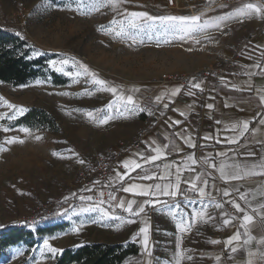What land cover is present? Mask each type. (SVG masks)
Masks as SVG:
<instances>
[{
    "label": "rangeland",
    "instance_id": "374dc122",
    "mask_svg": "<svg viewBox=\"0 0 264 264\" xmlns=\"http://www.w3.org/2000/svg\"><path fill=\"white\" fill-rule=\"evenodd\" d=\"M176 1L177 6L170 7L169 0H121L116 9L106 6L99 11H88L87 6L99 0H0V25L23 33L37 45L22 48L29 57H37L33 53L39 51L50 60L74 58L126 95L133 88L139 89L134 98L140 105L143 100L150 101L151 92L158 84L170 81L168 75L199 71L226 60L223 58L227 50L233 52L237 30L230 19L219 28L209 27L197 34L199 43L191 37L172 39L162 31L159 21L147 34L130 30L137 38L136 43L101 30V26L114 27L113 21L126 24L127 14L131 12H147L152 16L204 13L202 19L227 13L226 10L210 12L223 0ZM229 3L232 11L234 4L231 0ZM65 71L76 73L78 68L69 64ZM53 73L66 81L57 82ZM99 88L90 76L65 75L49 63L39 76L26 83L12 85L0 81V97L17 108H44L58 125L57 130L16 125L20 114L12 120H0V126L10 129L4 132L0 128V147L7 149L0 152V264H53L65 248L97 241L136 242L139 253L129 256L122 264H148L149 259L152 264H176L181 253V264H218L220 243L211 241L221 240L225 226L220 212L225 208H215L217 201L204 199L207 212L214 219L196 220L186 232L177 227L179 216H170L166 206L155 209L147 223L151 258L144 251L139 232L145 225L102 219L99 211L81 210L96 205L109 207L77 198L79 160L86 163L108 147L122 151L123 155L137 142L143 126L141 111L122 115V107L108 108L116 96ZM89 111L95 120L87 115ZM14 112L16 109L0 103V113ZM106 114L113 118L106 124L99 123ZM25 127L30 133L20 130ZM36 136L41 139L37 140ZM12 137L24 143H6ZM72 197L75 203L64 207L60 217L43 221L55 205ZM200 200L180 204V210L190 217L194 209L202 207ZM21 222L31 225L12 229L14 223ZM45 241L61 251L55 255L48 252Z\"/></svg>",
    "mask_w": 264,
    "mask_h": 264
},
{
    "label": "crops",
    "instance_id": "0c3cea01",
    "mask_svg": "<svg viewBox=\"0 0 264 264\" xmlns=\"http://www.w3.org/2000/svg\"><path fill=\"white\" fill-rule=\"evenodd\" d=\"M228 3H227V2ZM230 0H223L217 3L211 10V13L217 14L222 10L227 13L231 11ZM245 3H258L256 0H242L238 7H242ZM198 13V12H197ZM226 14L225 12L222 14ZM261 16L255 14L248 23L240 22V17H234L231 20L233 29L237 30L234 39L243 38L248 41V45L244 50V55L237 63V66L231 68L229 72L223 76L222 82L216 87L212 88L206 99H200L196 95L183 94L181 91L175 97L170 95L171 91L181 86L178 82L167 81L158 84L150 99L151 108L162 113L161 121L141 140L135 141L131 147L125 151L121 160L114 168L113 178L121 184V187L128 186L129 183H136L142 186L153 185L155 183L175 182L176 167L181 168V184L180 193L184 189H190L191 183L185 181L192 180L195 176L200 175L201 181L207 180V197L203 199H210L217 201L222 197L226 202L230 201L239 203L244 209L241 213L233 206L235 212L230 214L226 209H223L220 214L222 218L224 213H228V217L232 222L229 225H224L221 234V243L218 248V254L221 260L218 264H246L249 257L248 251L257 252L264 246L259 245L258 240L264 236V208L260 206L264 204V175L247 176L242 180L225 181L219 172L221 163L226 165L239 164L242 167L248 166L251 168L252 164H258L264 159V124L260 121L264 119V103L261 102L260 96L264 95V33L258 32V27L261 21ZM232 56V51L227 50L224 58ZM259 64L260 67L254 65ZM247 73H251L248 75ZM236 85L237 88L231 87ZM162 93H167L162 96L160 101L155 98ZM150 94V93H148ZM213 104V109H208L207 104ZM168 107L165 108L164 105ZM184 112L185 115H181ZM179 120V124L174 122ZM220 121V123H217ZM249 122V131L243 136L239 135L240 129H232V125L237 122ZM257 131H253V130ZM205 136L212 137L211 139H204ZM191 137L196 147H190L185 139ZM236 138V143H229L228 140ZM152 141H156L158 145H168L164 150L161 160L155 162H146L142 157L154 155L155 153L149 147ZM224 153V155H220ZM254 153L255 155H249ZM139 154V155H138ZM194 155L197 163L191 164L188 161V156ZM135 159L142 164V169L131 171L124 169L123 161ZM207 161V162H206ZM189 164V169H185L184 165ZM215 164L217 167H211ZM165 165H169V179H159L165 172ZM146 170V171H145ZM231 171V168L226 169ZM119 173H128L125 175L123 181L116 179ZM152 175L153 179H140L144 175ZM198 186H202L201 182H197ZM228 189L231 193L229 196H224L223 191ZM235 189H239L236 191ZM198 199V192H195ZM241 193L247 194L246 200H241ZM162 203L155 205H146L145 213L140 216L132 217L129 220L134 222L128 224L138 223L145 225L148 223V217L157 208L168 205L173 197L159 196ZM132 200L135 199L138 203L149 199V197L134 196L131 193L122 191V195L118 200ZM155 199V197H153ZM232 205V203H230ZM109 207V211L114 216L116 214L115 202ZM251 215L253 220L246 225L251 236L255 237L249 243H245L247 235L245 234V227L242 220L243 215ZM126 217V218H130ZM236 231L241 233V240L234 242L237 246V252H231V249L226 246L224 241L231 237ZM228 247L230 251L225 253V248ZM254 264H264L259 256L252 257Z\"/></svg>",
    "mask_w": 264,
    "mask_h": 264
},
{
    "label": "snow or ice",
    "instance_id": "6c2138e0",
    "mask_svg": "<svg viewBox=\"0 0 264 264\" xmlns=\"http://www.w3.org/2000/svg\"><path fill=\"white\" fill-rule=\"evenodd\" d=\"M121 3V0H99V2H94L90 6H87L88 11H99L101 7L111 6L113 9H116L119 4ZM79 10V9H78ZM84 14H87L85 12ZM252 14H259L261 18H264V4H256V3H245L242 7H239L234 10V12L226 13L222 16H216L214 18L209 19H202L204 16V13H201L200 15H192V16H174V15H165V16H152L149 15L147 12H131L127 14V23L120 21H113L114 27L111 28H104L101 26V30L105 32V34H112L119 38H128L131 39L133 43L137 42L136 36L132 35V32L130 30H136L138 33H144L147 34L148 32H151L154 27H156V22L159 21V26L161 27L162 31L166 34H169L172 39L179 38L183 40L185 37H191L195 40L196 43H199V39H197V34L204 33L209 27H217L219 28L224 22H226L229 19H232L234 17H244L249 16ZM19 35V33H17ZM141 43L143 41H140ZM167 42V41H166ZM34 56H40L44 55V53L36 51L33 53ZM49 64L52 66L53 69L59 72H63L65 75L69 76H90L91 81L93 84L100 86L99 90L107 91L112 93L116 96V100L113 101L112 104L108 105V108H112L113 105H116L118 108L122 107L123 112L122 115L125 113L128 114H135L139 111H145V109L141 108L136 99L134 98V93L138 92L139 89L133 88L130 90L131 94H125L122 91H119V89L116 86H111L108 84L107 81L103 79L98 78V74L91 71L87 65L81 63L80 61L75 60L71 57H64L59 60H50ZM71 64L73 67H77L78 71L76 73H72L71 71H65V68ZM59 66V67H58ZM255 67H260L259 64L254 65ZM82 70V71H81ZM248 75H251V73H247ZM39 83V81H38ZM203 82H196L195 78H193V82L190 83V89H198L200 91H203ZM181 87L174 88L170 95L172 97H175L178 95L181 91ZM233 88H237L236 85H231ZM237 90H240L237 88ZM90 94V93H85ZM167 93H162L161 95L157 96L155 99L157 101H160L162 99V96ZM189 95H195L194 92L189 90ZM261 102L264 103V95L260 96ZM0 103L3 105H6L9 109H16V112H14L12 115H7V113H0V120L8 119L12 120L15 119L18 114L22 115L27 111V109L23 107L17 108L16 105L11 104L10 102L4 100L3 97H0ZM165 108L168 107L167 104L164 105ZM208 109H213L214 105L209 103L206 105ZM100 111V110H97ZM149 114L152 113L149 111ZM87 115L92 118L93 120L96 119V117L93 115V112L89 111L87 112ZM181 115H185L184 112H181ZM113 117L111 115H104L103 118L99 120V123L106 124L110 119ZM175 124H179L180 121L177 120L174 122ZM217 123H220V121H217ZM261 124H264V119L260 121ZM4 132H8L10 129L7 127L0 126ZM239 128L240 132L239 135L243 136L246 132L249 131V122L243 121V122H237L232 125V129L235 130ZM21 131L25 133H30L29 128H21ZM257 131V130H253ZM37 140L41 139L40 136L35 137ZM212 137L205 136L204 139H211ZM185 142L192 148H195L196 145L192 141L191 137H187L185 139ZM229 143H236V138L233 137L230 140H228ZM6 143L13 144V143H24L23 140H19L16 137L8 138L6 139ZM149 147L152 149V151L155 153L154 155H150L147 157H142L146 162H155L158 160H161L164 154V150L168 147V145H158L156 144V141H152ZM7 149L0 147V152L6 151ZM54 155H58L54 153ZM139 155V154H138ZM220 155H224V153H220ZM249 155H255L254 153H249ZM188 161L191 162V164H196L197 161L194 157V155L188 156ZM207 162V161H206ZM79 163L83 164V160H79ZM123 167L124 169L128 170L130 173L131 171H135L136 169H142V164L138 162L135 159H129L123 161ZM165 172L162 176L159 177V179L162 180H168L170 173L168 171L169 165H165ZM211 167L215 168L217 167L215 164H212ZM185 169H189V164L184 165ZM231 168V171H226V169ZM192 170V169H189ZM146 171V170H145ZM219 172L220 176L227 182L231 180H242L247 176H253V175H264V159H262L258 164H252L251 168L248 166H241L239 164L236 165H226L221 163L219 166ZM181 168L180 166L176 167L175 171V182H168L164 184L155 183L153 185H147L142 186L140 184L136 183H129L128 186L122 187V191L126 193H131L134 196H142V197H149V199L143 200L141 202H137L135 199L132 200H118L116 195L114 193H109V199L111 201H115V207L122 209L124 212L128 213L129 216L135 217L140 216L141 214L145 213V206L146 205H155L158 203H162L159 200V196H168V197H175L178 194H180V184H181ZM128 173H119L116 177L119 181H123L125 178V175ZM140 179L145 180H151L153 179L152 175H144L142 177H139ZM200 181L202 186H198L197 182ZM185 183H191L192 187L188 189V192H198L199 198H201L200 202L202 207L200 209H194L192 215L189 217L187 216L183 211H181L180 204H171L168 205L166 202L165 206L168 208V214L172 216L173 218H176L179 216L177 227L180 229L181 232H186L190 227H192L193 223L196 220H203L205 222L214 219V217L210 216L207 212V206L204 205V199L207 197L208 193L206 191L208 182L207 180L201 181V176L197 175L190 181H185ZM90 190V189H89ZM236 191H239V189H235ZM231 193L228 189H225L223 191L224 196H229ZM100 196L103 197L104 193L101 192ZM155 197V199H153ZM185 198L187 199V193H185ZM247 194L241 193L240 199L246 200ZM92 200L91 196L88 197H81V200ZM105 203L104 200H100V205H103ZM232 203V206L239 212L243 213L244 209L241 207L239 203H235L230 201ZM135 206V209H134ZM111 207V205H110ZM214 207L217 209H222L223 205L221 203H214ZM261 208H264V204L260 206ZM82 211H99L101 213V218H112L121 220L122 222H134L132 220H125L123 217L120 216H114L109 210L100 207L99 205L96 206H90L85 207L81 209ZM223 224L229 225L231 224L232 220L230 217H228V213H224ZM242 220L244 221V224H242V227H245V234L247 235V239L245 240V243L251 242L253 239H256L255 237L251 236L248 232V229L246 225L250 223L253 220V217L251 215H243ZM140 234H142L143 238V246L144 251L147 254L149 258H151L152 253L149 250L148 242H149V226L145 222V226L140 228L139 230ZM241 240V233L239 231H236L231 237H229L224 243L226 246H228L231 249V252L235 253L237 252L238 248L234 244V242H238ZM212 244H218L221 243V241L218 240H212ZM259 245L264 246V236L260 237L258 240ZM44 248L55 255L58 253L59 249H56L52 247L48 241L44 242ZM247 256L249 259L247 260L246 264H254V261L252 257L259 256L261 260H264V248H261L257 252L248 251ZM183 258V253H181L180 258L177 260L176 264H181V260ZM188 259H191V257H188ZM216 260L219 262L221 260V257L218 255L216 257ZM148 264H152L151 259L148 260Z\"/></svg>",
    "mask_w": 264,
    "mask_h": 264
},
{
    "label": "built area",
    "instance_id": "2783aa9c",
    "mask_svg": "<svg viewBox=\"0 0 264 264\" xmlns=\"http://www.w3.org/2000/svg\"><path fill=\"white\" fill-rule=\"evenodd\" d=\"M256 1L260 4H264V0ZM176 2V0H169V6H177ZM241 2L242 0H231V3L234 4L232 12L239 8L238 4ZM253 15L255 14L240 17V22L248 23L252 19ZM258 32L264 33V18L260 21ZM247 45L248 41L246 39L239 38L232 45V56L226 60L219 61L196 72L184 73L182 75H168V80L177 81L182 86L181 92L183 94H187L189 90H191L198 98L206 99L211 89L222 82L223 76L226 75L231 68L237 66L239 60L243 58L244 50ZM193 78H195L196 82H203V91L190 89V83L193 82ZM148 97H151V95H148ZM139 106L145 109V111H141V121L143 126L138 134L137 141H141L162 119V113L158 110L152 109L149 100L146 99L141 101ZM149 111L152 113L151 115L149 114ZM121 158L122 151L113 147H108L104 151L96 154L92 160L81 164L77 170L76 177L77 198L81 199V197L91 196V201L87 199L85 200L100 204V200L102 199L105 201L103 205L110 206L114 204L115 201H111L108 194L110 192L114 193L117 199H119L122 195L121 184L113 178L114 168L119 163ZM187 190L188 188L173 197L170 203L183 204L185 202L198 199L195 192H188ZM101 192L104 193L103 197L100 196ZM185 193H187V199L185 198ZM218 203H221L223 208L227 209L231 214L235 212L232 205L226 202L222 197L218 198ZM116 214L123 218L130 217L128 213L124 212L120 208L116 209ZM229 251L230 249L226 247L225 253H228Z\"/></svg>",
    "mask_w": 264,
    "mask_h": 264
},
{
    "label": "trees",
    "instance_id": "16d2710c",
    "mask_svg": "<svg viewBox=\"0 0 264 264\" xmlns=\"http://www.w3.org/2000/svg\"><path fill=\"white\" fill-rule=\"evenodd\" d=\"M19 33V35H17ZM37 45L26 35L0 25V81L12 85L26 83L40 75L42 68L47 66L50 57L40 55L29 57L22 48ZM57 82L64 83L66 79L53 73ZM15 124L27 125L32 128H48L57 130L54 117L44 108L33 106L16 119ZM75 198H69L55 205L46 213L43 221H51L62 215V209L75 203ZM38 222V220L36 221ZM31 225V222L14 223V229ZM10 236V235H9ZM13 242H17V239ZM139 253L136 242L109 243L88 242L77 247H67L57 257L53 264H122L129 256Z\"/></svg>",
    "mask_w": 264,
    "mask_h": 264
}]
</instances>
